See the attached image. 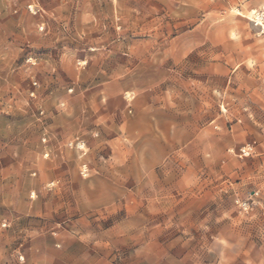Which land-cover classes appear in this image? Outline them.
<instances>
[{
  "label": "rangeland",
  "instance_id": "obj_1",
  "mask_svg": "<svg viewBox=\"0 0 264 264\" xmlns=\"http://www.w3.org/2000/svg\"><path fill=\"white\" fill-rule=\"evenodd\" d=\"M245 2L0 0V264H40L31 244L71 246L73 194L40 187L36 173L42 160L64 164L66 151L80 176L108 167L123 183L116 203L87 214L85 232L97 248L103 229L125 214L172 233L210 228L197 211L264 227V167L251 144H227L229 87L243 85L244 68L255 66L251 55L264 53V3ZM212 86L221 100L210 126L220 134L213 158L205 129L160 163L137 157L144 144L156 149L130 135L138 92L149 91L154 104L179 105L180 92L191 90L210 102ZM214 111L209 105L203 121ZM76 228L83 232V222Z\"/></svg>",
  "mask_w": 264,
  "mask_h": 264
},
{
  "label": "crops",
  "instance_id": "obj_2",
  "mask_svg": "<svg viewBox=\"0 0 264 264\" xmlns=\"http://www.w3.org/2000/svg\"><path fill=\"white\" fill-rule=\"evenodd\" d=\"M263 3L264 0H246L245 6ZM251 60L255 66L243 70L249 79H245L243 85L229 87L227 102L231 111L228 118L231 119L232 129L227 144L233 148L251 144L252 158L262 169L264 53L255 57L251 55ZM238 77L239 72L234 73L233 82ZM210 90V102L197 91L187 90L189 95L181 91L179 105L173 102L154 104L149 91L138 92L132 103L133 115L127 119L132 126L130 135L133 139L137 138L138 146L141 142L148 141L154 143L156 149L152 151L144 144L143 152L138 153L137 157L153 155L159 158L155 164L160 163L176 150L188 146L197 138V133L205 129L211 133V146L205 147L208 150L206 154L213 158L220 149V134L210 126L217 123L221 116V100L218 95L219 87L212 86ZM236 93L242 95L237 97ZM188 99L195 102V107H192V102H188ZM209 105L215 111L203 121ZM197 125L204 127L197 132ZM205 141L207 143L208 140ZM65 153L67 160L64 164L53 159L49 162L42 160L36 173L40 187L52 184L57 189L66 187L73 194L74 227L67 232L72 244L66 247L59 239L53 247L43 243L31 244L30 248L41 258L40 264H46L45 258H50L51 264H264V227L259 230L249 229L246 225L239 227L234 223L235 217L227 216L226 220L220 214L205 215L198 211L195 219L210 220V228L180 230L179 233L158 231L146 228L139 213L125 214L103 229L102 233L106 236L104 245L99 248L93 246L85 232L87 214L116 203L122 195L123 183L114 176L117 170L108 167L101 168L99 175L90 173L80 176L77 165L69 161L70 154L67 151ZM82 222L83 232L76 228ZM47 233L42 231L36 236ZM52 234L60 237L63 231L52 230ZM191 239L194 243H191Z\"/></svg>",
  "mask_w": 264,
  "mask_h": 264
},
{
  "label": "built area",
  "instance_id": "obj_3",
  "mask_svg": "<svg viewBox=\"0 0 264 264\" xmlns=\"http://www.w3.org/2000/svg\"><path fill=\"white\" fill-rule=\"evenodd\" d=\"M44 140H45V138H42V141H44ZM248 153H249V150L244 149V148L240 149V155H245V154H248ZM239 204L244 208L247 203L246 202H242V203L240 202Z\"/></svg>",
  "mask_w": 264,
  "mask_h": 264
},
{
  "label": "bare ground",
  "instance_id": "obj_4",
  "mask_svg": "<svg viewBox=\"0 0 264 264\" xmlns=\"http://www.w3.org/2000/svg\"><path fill=\"white\" fill-rule=\"evenodd\" d=\"M258 24H260L259 22H257Z\"/></svg>",
  "mask_w": 264,
  "mask_h": 264
}]
</instances>
